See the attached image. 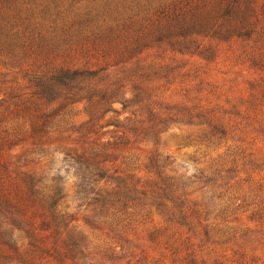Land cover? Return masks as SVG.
Returning <instances> with one entry per match:
<instances>
[{"label": "rangeland", "instance_id": "374dc122", "mask_svg": "<svg viewBox=\"0 0 264 264\" xmlns=\"http://www.w3.org/2000/svg\"><path fill=\"white\" fill-rule=\"evenodd\" d=\"M160 8L0 0V264H264V45L147 34ZM116 172L150 193L125 214Z\"/></svg>", "mask_w": 264, "mask_h": 264}, {"label": "trees", "instance_id": "16d2710c", "mask_svg": "<svg viewBox=\"0 0 264 264\" xmlns=\"http://www.w3.org/2000/svg\"><path fill=\"white\" fill-rule=\"evenodd\" d=\"M146 18L147 24H155L154 29L147 30V34L161 32L165 34V37L166 35L180 37L190 34L222 40L242 38L264 45V0H161L160 10H149ZM80 162L89 171L92 178L91 185H95L103 169L90 157L84 156V160L81 158ZM116 173L117 180L113 188L100 191L99 197L104 200L112 199L117 213L125 214L127 209L128 211L134 210L136 199L148 198L150 193L146 189L147 184L140 186V182L136 184L130 175ZM36 187L37 185L34 186L32 196L36 207L39 206L43 211L40 215L44 217V221L55 220L54 225H59L58 222L63 220V217H57L54 212L60 202V197L55 194L47 199L35 189ZM174 188H177V192L172 194H177L178 198L181 191L180 185ZM3 203L12 207L9 198ZM5 224L0 208V242L5 244L4 237H7L10 244L5 245L11 247L16 255L22 256L24 243L19 246L18 240L23 230H16L19 233L16 235L13 231H6ZM23 261H25L23 264H29L26 259Z\"/></svg>", "mask_w": 264, "mask_h": 264}]
</instances>
